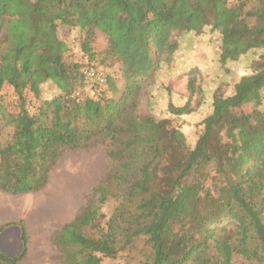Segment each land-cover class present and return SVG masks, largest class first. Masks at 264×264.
<instances>
[{"label":"trees","instance_id":"trees-1","mask_svg":"<svg viewBox=\"0 0 264 264\" xmlns=\"http://www.w3.org/2000/svg\"><path fill=\"white\" fill-rule=\"evenodd\" d=\"M62 26L88 38L80 59L70 57ZM206 27L218 33L221 63L257 57L230 94L213 93L191 144L170 118L127 111L141 83L172 60L180 37ZM98 32L105 46L97 50L91 44ZM108 61L123 74L117 97L114 79L99 66ZM83 68L102 72L103 81ZM47 82L59 92L42 98ZM5 84L18 109L10 113L0 94V128L11 127V138L0 144V190H41L65 150L90 148L97 137L116 146L107 151L116 167L93 191L96 200L54 233L63 264H102L124 251L139 253L138 264H264V219L257 215L264 197V111L238 109L259 103L264 90V0H0V90ZM85 84L91 95L80 92ZM188 88L191 97L195 77ZM26 91L38 101L33 111ZM167 110L176 117L193 112L190 99L180 106L169 101ZM126 183L105 218L100 207L112 185ZM19 226L21 252L0 251V264L25 256L21 220Z\"/></svg>","mask_w":264,"mask_h":264},{"label":"rangeland","instance_id":"rangeland-1","mask_svg":"<svg viewBox=\"0 0 264 264\" xmlns=\"http://www.w3.org/2000/svg\"><path fill=\"white\" fill-rule=\"evenodd\" d=\"M236 1V0H230ZM61 35L70 47L69 55L72 59H80L84 52L81 47L89 43L79 28L60 27ZM91 45L98 49L105 46V37L98 32ZM87 54V53H86ZM256 54L240 56L235 61L221 63L219 61L218 33L210 27L199 33H191L180 37V47L173 54L170 62H163L155 71L153 80H144L138 90L130 97L127 113L150 114L155 118H170L171 125L179 126L184 131L188 143L198 136L201 125L199 122L209 114L210 103L214 92L226 95L233 91L235 81L249 72ZM97 62V60H96ZM99 65L114 79L113 97L120 95L124 88L123 74L120 66L114 63L109 66ZM192 71V72H191ZM196 79V91L190 97L188 88L189 78ZM112 89V88H111ZM111 90H108L110 94ZM59 91L47 82L41 86L42 98H51ZM83 96L94 92L91 84H85L80 90ZM2 100L10 113L18 109L17 97L11 86L4 85L0 90ZM27 107L33 111L38 101L33 94L26 91ZM190 99L193 112L176 117L169 114L168 102L176 106L183 105ZM251 100L244 103L239 110L249 114L254 107L264 111V90L261 100ZM3 123L0 118V125ZM0 128V144L11 138V127L2 125ZM90 148L65 150L53 167L48 184L37 192L12 195L0 190V201L6 203L4 209L19 210L21 215H2L3 225L0 231V251L9 256H16L21 252V229L19 221L27 234V252L17 264H63V255L57 249L53 240L56 230L74 218L76 214L89 202L96 200L93 191L100 183H106V178L116 167V161L111 159L107 151L115 149L108 144L107 139L97 137L93 139ZM132 173V172H131ZM132 175L130 174V177ZM129 177V178H130ZM131 180V178H130ZM123 188L112 185L110 195L101 205L100 212L111 214L123 198ZM264 196V190L261 197ZM260 219H264V197L262 206L257 210ZM140 254L134 251H124L117 258H104L102 264H138Z\"/></svg>","mask_w":264,"mask_h":264},{"label":"crops","instance_id":"crops-1","mask_svg":"<svg viewBox=\"0 0 264 264\" xmlns=\"http://www.w3.org/2000/svg\"><path fill=\"white\" fill-rule=\"evenodd\" d=\"M6 203H3L0 201V226H3L4 224H2L1 219H2V215H21L22 213L19 210H11L10 208L8 209H4ZM1 233V232H0ZM3 234V233H1ZM0 234V235H1Z\"/></svg>","mask_w":264,"mask_h":264},{"label":"built area","instance_id":"built-area-1","mask_svg":"<svg viewBox=\"0 0 264 264\" xmlns=\"http://www.w3.org/2000/svg\"><path fill=\"white\" fill-rule=\"evenodd\" d=\"M83 72L88 74L89 76H92V75L96 76L99 79L100 82L103 81L102 72H94L93 70H89V69H86V68H83Z\"/></svg>","mask_w":264,"mask_h":264}]
</instances>
